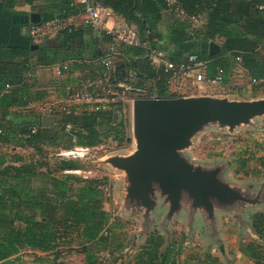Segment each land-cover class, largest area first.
I'll list each match as a JSON object with an SVG mask.
<instances>
[{
    "label": "trees",
    "instance_id": "1",
    "mask_svg": "<svg viewBox=\"0 0 264 264\" xmlns=\"http://www.w3.org/2000/svg\"><path fill=\"white\" fill-rule=\"evenodd\" d=\"M95 1L134 25L142 41L151 49L163 52L172 62L186 61L190 56L206 61L209 78L216 67L229 76L238 57L240 67L251 79L264 77V9L258 8L264 5V0H178L188 15L200 16L203 24L191 28L186 21L173 18L165 33L158 29L166 11L162 0ZM49 11L50 18L42 21L59 19L64 23L69 17L83 13V8L79 3L72 5L66 0ZM92 30L88 25L71 31L60 30L62 44L44 43L40 49L36 48V64L52 65L72 60L75 62L73 70L81 72V80L93 77V72L89 74V71H100L96 61L106 47L98 46ZM100 32L101 41L107 45L109 35ZM210 41L220 46L219 51L209 53ZM118 52L117 80H127L133 71L134 86L143 87L148 95L169 96L167 89L172 86L168 83L169 75L151 64L146 49L120 46ZM31 54V45L22 49L7 47L0 41V144L35 148L41 144L58 146L67 142L68 148L73 145L95 147L109 136L122 141L121 117L112 108L89 110L83 106L79 110L71 108L68 112H58L51 127H43L41 114L32 113L35 117L30 116L20 124L12 117L9 119L8 116L22 117L20 108L42 99L43 95L33 92V85L25 80L30 71ZM144 81H150V86L145 87ZM67 124L71 126L69 131L64 129ZM258 162L259 167L264 168V155L258 157ZM80 168L76 160L57 158L50 163L0 151V264H10L14 256L26 249L52 253L54 258L62 247H76L84 255L85 264H98L96 251L111 245L110 237L104 234L110 229V213L104 207L106 199L99 188L104 180L84 179L66 172ZM251 226L263 240L264 216L261 213L254 214ZM183 242H167L153 231L126 264H219V258L210 252L202 257L189 255L182 259ZM240 250L254 264H264V248L256 241L242 245ZM45 259L37 257L40 264Z\"/></svg>",
    "mask_w": 264,
    "mask_h": 264
},
{
    "label": "rangeland",
    "instance_id": "2",
    "mask_svg": "<svg viewBox=\"0 0 264 264\" xmlns=\"http://www.w3.org/2000/svg\"><path fill=\"white\" fill-rule=\"evenodd\" d=\"M92 72L93 75L97 73L92 70L89 74ZM68 77L67 73L53 78L56 90L45 88L41 100L20 108L22 117L8 118L12 117L20 124L30 116L45 114L47 106L55 110L58 106L79 110L88 105L68 99V89L79 82L70 81ZM71 77L74 79L76 76ZM249 80L247 73L240 66H235L228 77L229 86L224 91L210 89L202 92L187 83L174 84L167 89L168 97L198 99L207 96L228 105L247 103L254 110L231 122L209 119L190 124L184 141L167 146L173 155V171L178 168L184 170L190 181H199L190 173H198L205 178L203 183H196L198 187L184 181L179 183L173 175L174 180L169 175L162 181L161 173L153 170L152 177L145 172L140 175L139 171L136 176L131 175L121 165V161L135 155L139 143L140 121L133 113L135 97L126 95V114L120 118L124 131L122 141L109 136L94 147L92 157L76 160L80 169L92 171L94 177L103 179L108 188L104 207L110 213V229L106 235L110 237L111 245L96 251L98 264H126L130 255L153 231L167 242L184 240L182 259L189 255L202 257L214 246L211 252L213 256L220 257L219 264H254L240 249L242 245L256 241V238L250 237L254 214L264 216V168L259 167L258 162V157L264 155V88L254 89L255 85ZM150 84V81L143 82L145 87ZM54 118L56 121L57 117ZM13 145L0 144V151L53 163L57 160V151L68 143L62 142L58 146L41 144L35 148ZM183 176L185 173L181 174ZM175 181L178 184L173 192ZM217 183L236 192L244 200L228 197L217 189ZM256 242L264 248V239ZM59 251L53 258L52 253L22 250L10 264H40L37 257L46 258L42 264H85L84 255L78 248L62 247Z\"/></svg>",
    "mask_w": 264,
    "mask_h": 264
},
{
    "label": "built area",
    "instance_id": "3",
    "mask_svg": "<svg viewBox=\"0 0 264 264\" xmlns=\"http://www.w3.org/2000/svg\"><path fill=\"white\" fill-rule=\"evenodd\" d=\"M165 3L166 11L178 21H186L191 28H197L202 23L200 16L188 15L178 0H162ZM83 8V20L81 24H65L59 19L42 21L38 25H31V36L36 38L45 35L48 31H60L67 29L71 31L80 27V25H89L95 30L104 31L109 35L110 40L106 45L105 51L98 58L96 64L100 71H97L93 77L80 80L74 86L68 89L67 97L72 102H86L89 110L113 109L121 118L125 116L126 95L137 98H158L157 95H148L147 90L143 87L134 86L132 81L135 72L131 71L127 80L121 81L115 78V63L120 46L143 47L147 51V57L151 64L161 67L169 75L168 83L170 85L187 83L198 91L206 92L210 89H226L225 71L216 67L212 77L206 76V61H197L194 56H190L186 61L172 62L163 52L151 49L148 44L141 40L137 28L125 23L118 27H106L105 19L110 16L111 10L95 0H77ZM258 8L264 9V5ZM73 61L57 63L54 66V74L61 76L68 73ZM236 67L240 66V58H236ZM250 83L256 86H264V77L251 79ZM8 88V86H7ZM58 112H68L64 106H58L57 110L50 106L46 107L43 115H51L53 118ZM65 131H69L71 126L65 125ZM35 129H32L34 132ZM94 147L73 145L68 148H62L57 151L55 157L62 160H79L92 157ZM67 173L77 174L82 178H96L90 170L73 169ZM105 183V182H104ZM99 186L105 195H108V188L105 184ZM104 234H106L104 232Z\"/></svg>",
    "mask_w": 264,
    "mask_h": 264
},
{
    "label": "water",
    "instance_id": "4",
    "mask_svg": "<svg viewBox=\"0 0 264 264\" xmlns=\"http://www.w3.org/2000/svg\"><path fill=\"white\" fill-rule=\"evenodd\" d=\"M29 18L31 24H37L41 20L40 14L35 12L31 13ZM31 48H36V45H31ZM219 49L220 46L217 43L209 42L210 54L216 53ZM202 97L198 99L183 97L134 99L133 113L140 121L139 143L135 155L129 160L121 161V165L129 170L128 173L136 176L135 173L139 171L140 175L145 172L151 176V171L153 170L156 173H161L162 181L167 176L170 175L171 177L173 175L175 179L176 177L178 178L179 183L181 181L188 182L194 187H198L196 183H203L202 181L205 178H201L198 173L188 172L199 180L190 181L187 179V172L184 170L179 168L176 171L172 170L174 165L173 155L167 150V146L184 141L190 124L209 119L231 122L239 120L242 114L251 113L254 110L247 103H231L228 105L222 100L212 99L207 96ZM41 122L43 127H49L53 124V117L42 115ZM183 173H185V176L181 177ZM171 179L173 178L171 177ZM206 181L210 182L212 180L206 179ZM177 184L175 181L172 188L173 192L176 190ZM216 187L218 190L225 192L230 198L244 200L228 187L218 183ZM245 203L247 202L245 201ZM249 204H252V202Z\"/></svg>",
    "mask_w": 264,
    "mask_h": 264
},
{
    "label": "crops",
    "instance_id": "5",
    "mask_svg": "<svg viewBox=\"0 0 264 264\" xmlns=\"http://www.w3.org/2000/svg\"><path fill=\"white\" fill-rule=\"evenodd\" d=\"M66 0H0V41H2L7 47H18L22 49L28 48L30 45H36L37 49H40L42 45L45 43L47 45H61L62 44V36L60 35L59 31H48L45 35L39 37H32L30 33V18L29 15L33 12L39 13L41 20L45 18H50V10L52 7L57 5H62L63 2ZM72 5L77 4V0H70ZM83 13H78L69 17L67 20L64 21L65 24L71 23H82L83 20ZM173 20L172 15L168 12H163V17L161 22L159 23L158 29L161 33H165L167 27L170 25L171 21ZM106 27H118L126 22L122 19L119 15L113 13L111 11L110 16L105 19ZM201 24L198 25L201 26ZM84 26V25H80ZM89 26V25H88ZM91 27V26H90ZM94 30V31H93ZM93 35L98 40V46L102 47L103 49L106 47V43L101 41V32L95 30L93 28ZM65 45H67L65 43ZM36 48H31V57L29 59L30 64V71L25 75V80L32 84V91H38L40 95L44 94L45 88H53L55 89L56 80L53 79L57 75L54 74V66L52 65H39L36 64L37 60V51ZM72 61V60H71ZM71 64L70 71L68 72V80L79 81L81 80V72L77 70H73V64ZM97 65V64H96ZM245 72V71H244ZM246 73V72H245ZM67 74V73H65ZM65 74L61 76H57L58 78L63 77ZM71 76H76L74 79H71ZM65 84V83H64ZM229 81L226 83V87L229 86ZM261 88L260 86H254L253 88ZM10 87L6 88L7 90ZM56 90V89H55ZM44 97V96H42ZM37 101V100H36ZM33 101L32 103H34ZM28 107V106H27ZM41 114V113H40ZM43 114H41L42 117ZM251 227V224H250ZM250 237L256 238V241H260L258 236L254 233L252 227L250 231ZM255 240V239H254ZM211 249H215L214 246ZM209 252L212 254V250ZM223 255V252H221ZM220 258V257H218Z\"/></svg>",
    "mask_w": 264,
    "mask_h": 264
}]
</instances>
